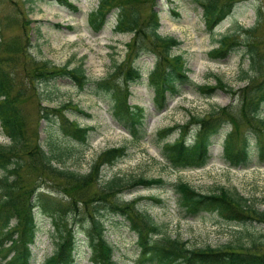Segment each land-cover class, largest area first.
<instances>
[{
  "label": "trees",
  "instance_id": "trees-1",
  "mask_svg": "<svg viewBox=\"0 0 264 264\" xmlns=\"http://www.w3.org/2000/svg\"><path fill=\"white\" fill-rule=\"evenodd\" d=\"M153 1L99 0L96 9L89 14L88 23L95 32H99L108 15L114 13V33L132 34L126 44L127 55L136 57L141 51L155 56L148 84L154 91L157 112L166 108L167 93L178 95L180 84L193 87L207 98L222 92L234 99L237 105V113L227 108H212L204 116L190 115L187 124H195L196 130L188 144L184 139L187 126L168 129L169 133L177 130L182 133L177 142L164 147L173 167L183 170L207 165L211 159L209 147L226 126L231 128L222 133L223 153L232 167L243 166L251 155L248 152L251 134L256 139L258 158L264 162V117L260 113L264 107V36L259 34L263 17L261 8L255 10L256 21L252 27L244 29L236 24L232 32L215 41L217 46L209 52L213 60L223 59L237 51L243 53L248 67L240 69L238 80L244 85L235 90L212 73L208 77L213 79V84L197 85L190 81L183 56L173 54V50L180 45L179 40L158 34L159 23L154 10L149 11L147 18L143 16L142 7ZM190 1L202 11L204 27L212 32L234 14L239 3L251 0ZM23 24L28 26L31 21L25 20ZM2 39L0 37V53L6 55L0 54V124L9 144H0V244L3 241L11 242L10 249L14 253L11 264H30L33 259L32 246L38 231L35 210L50 218L55 234V252L44 264L75 263L76 229L84 233L89 260L93 264H117L113 261L114 246L105 236L106 214L121 219V223L128 225L135 234L141 263L264 264V254L255 252L263 244H257L251 238L250 247L243 246L241 238H238L222 247L190 248L178 238H171L166 233V226L157 223L146 210L136 208L135 202L124 201L121 194L136 186L163 188L170 185H164L161 179H126L116 175L101 181L102 169L113 166L126 156L124 147L102 151L90 162L85 173L68 166L67 162L71 159L81 158L73 156L74 152L67 149L73 145L70 140L75 138L78 143L87 144L88 129L79 128L65 117L63 111L68 109L70 103L56 108L42 106L38 87L42 90V87L60 78L69 79L81 90L91 83L94 88L90 89L97 97L104 99L113 118L128 132L132 141H138L146 135V115L142 107L127 104V84L142 79L139 69L114 60L104 79L91 81L86 77L81 62L73 68L69 65L57 67L49 61L33 57L29 53L31 38L27 35L21 45V41L2 42ZM19 54L23 60L24 57L28 59V71L25 72L27 82L23 85L8 70ZM29 87L36 91L33 103L38 111L33 124L23 108L28 101ZM43 99L48 100L44 96ZM241 119L255 127L236 132L234 125L238 126ZM40 120L47 122V125L58 121L64 136L55 140L46 129V138L41 141L38 134ZM171 187L186 217L215 212L228 221L264 225V211L257 210L247 204L245 198L221 187L211 194L199 193L185 182L171 184ZM152 200L162 203L159 199Z\"/></svg>",
  "mask_w": 264,
  "mask_h": 264
},
{
  "label": "rangeland",
  "instance_id": "rangeland-1",
  "mask_svg": "<svg viewBox=\"0 0 264 264\" xmlns=\"http://www.w3.org/2000/svg\"><path fill=\"white\" fill-rule=\"evenodd\" d=\"M99 0H0V37L3 41L25 42V36H31L29 53L37 59L49 61L53 66L69 65L71 68L79 62L83 64L85 74L91 79H102L110 71L111 62L121 63L125 58L139 68L143 79L129 84V104L145 108L147 113L146 128L148 136L144 141L135 143L129 140L128 134L121 129L107 112L104 103L91 95V90L80 91L65 79L54 80L38 91L41 94L42 105L50 108L60 107L70 103L64 111L66 117L78 124L80 128H91L90 147L85 150L81 158L71 159L67 164L71 169L80 173L88 171L90 162L106 149L126 146L129 155L111 167L102 169V178L112 175L132 179L162 178L167 182L182 181L188 183L196 191L203 194L216 193L221 187L233 195H239L247 200V204L259 211H264V162L260 163L256 153H252L247 165L231 168L222 155L221 137L214 140L210 148L213 156L210 163L198 170L174 171L170 169L159 154V132L175 125H184L190 115L204 116L212 108H227L237 113V105L223 93H216L211 98H205L188 85L179 88L177 97L168 101V109L161 114L154 111V92L147 83V74L152 69L155 58L149 53H142L137 57L128 56L125 45L131 39L130 34H115L113 26L115 15L111 13L102 31L95 35L87 23V13L95 10ZM142 7L144 18L149 14L150 7L159 18L158 33L161 36H171L180 41L179 47L173 50L174 55H182L186 67L189 69L190 79L198 85L213 84L209 73L221 77L233 89L244 84L238 80L240 69H246L248 62L241 59V52H235L227 58L212 60L208 52L216 47V40L220 35L230 33L239 24L244 29L255 24V10L261 8L263 17L259 34L264 36V0H251L239 3L231 17H228L213 32L205 29L202 21V11L196 9L190 0H154ZM70 4V5H66ZM152 9V8H151ZM30 20L25 26L23 22ZM170 23L175 28L170 27ZM16 39V40H15ZM18 40V41H17ZM264 46V45H262ZM28 53V54H29ZM6 55L5 53H0ZM27 55V53H26ZM27 58L19 54L16 61L9 66L10 71L19 83L27 82L25 72L28 71ZM37 88V87H36ZM35 92L31 87L27 90L28 101L24 110L30 115L33 124L36 118ZM44 98H48L44 101ZM79 109L83 114H81ZM86 114V115H84ZM264 117V107L261 110ZM236 132L241 133L254 124L241 119ZM47 126L42 123L40 139H45ZM51 128V127H50ZM47 130L56 140L64 135L59 129ZM230 130L226 127L224 130ZM177 137L171 135L165 141H172ZM188 136L187 139H189ZM250 149L254 150L255 137H250ZM67 149L80 155L82 147L76 146V141ZM70 143V144H72ZM160 143V142H159ZM162 143V142H161ZM0 144H8V140L0 127ZM252 146V147H251ZM160 198L161 204L150 198ZM122 199H134L139 209L146 210L159 224L166 226L167 234L171 238H178L190 248H216L241 238V244L250 247V238L263 244L255 250L264 254V226L259 223L247 225L228 223L214 213H201L195 218L183 215L172 191L139 188L136 192L124 193ZM38 233L35 245L32 247L36 261L42 264L45 258L54 251L55 234L51 222L42 213L36 215ZM105 221V220H104ZM107 240L115 246L114 260L119 264H137L138 251L134 244V236L119 224L106 222ZM79 229V228H78ZM80 231V232H79ZM76 229V264H89L86 260L88 253L84 244L86 239L82 230ZM236 243V242H235ZM0 254V264L2 256Z\"/></svg>",
  "mask_w": 264,
  "mask_h": 264
},
{
  "label": "bare ground",
  "instance_id": "bare-ground-1",
  "mask_svg": "<svg viewBox=\"0 0 264 264\" xmlns=\"http://www.w3.org/2000/svg\"><path fill=\"white\" fill-rule=\"evenodd\" d=\"M170 27L175 28V25H173V24L170 23Z\"/></svg>",
  "mask_w": 264,
  "mask_h": 264
}]
</instances>
